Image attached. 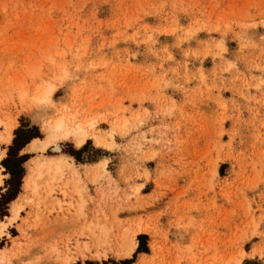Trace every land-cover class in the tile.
Here are the masks:
<instances>
[{"label": "rangeland", "instance_id": "1", "mask_svg": "<svg viewBox=\"0 0 264 264\" xmlns=\"http://www.w3.org/2000/svg\"><path fill=\"white\" fill-rule=\"evenodd\" d=\"M0 154V264H264V0H0Z\"/></svg>", "mask_w": 264, "mask_h": 264}, {"label": "bare ground", "instance_id": "2", "mask_svg": "<svg viewBox=\"0 0 264 264\" xmlns=\"http://www.w3.org/2000/svg\"><path fill=\"white\" fill-rule=\"evenodd\" d=\"M71 119H69V120H71ZM84 124H85V122H84ZM84 124H82V122L81 123H77V121H74L73 120L72 121V125L70 126L67 123L66 120H64V119H60L59 120L58 119V121L55 123V125H53L52 132L49 133V135L47 136V138L45 139V141H39L38 139L33 140L31 142V144H30L31 147L29 148V151H38V150L45 151L51 145H53V143L55 145V143L58 140H60V138H62V136L67 137L70 134L73 135V138L76 141L77 146L78 147H81V146H83L85 144V138L87 136V131L84 128L85 126H83ZM69 127L72 129L71 132H67V130H66ZM15 128H16V126L14 125L13 127H11V128L8 129V137H7V142L8 143H11L12 142V133L15 130ZM55 150H58V148H56ZM1 155L2 154H0V158H1ZM48 163H50V166H49V171H50V170H52L51 169L52 168L51 165H52L53 162L52 161H49ZM44 167H46V166H44ZM57 170H59V168H57L54 172L56 173ZM35 172H36L35 169H31L29 171L28 176L26 177L25 184L23 185V188L26 190V192L29 191V190H31V189L34 190ZM0 183H1V181H0ZM19 210H20L19 203H14V205L11 208L12 218H9V221L15 219V217L18 215ZM0 233H2V229L1 228H0ZM130 245H131V247H130L131 248V251H133L134 250V247H135V242H133V243L131 242ZM1 254H0V256H1ZM4 262H5V257L4 256L3 257L1 256L0 257V263H4Z\"/></svg>", "mask_w": 264, "mask_h": 264}, {"label": "trees", "instance_id": "3", "mask_svg": "<svg viewBox=\"0 0 264 264\" xmlns=\"http://www.w3.org/2000/svg\"><path fill=\"white\" fill-rule=\"evenodd\" d=\"M28 142H29V141H28ZM28 142H26V144H27ZM16 143H17V140H15V144H16ZM23 147H24V145L21 146V147L19 148V151H20ZM13 149H14V147L11 148V152H10V154H9V157L7 158V160L4 161V165H5L6 169H7V171H8L9 173H11V174L14 176L15 174L13 173L10 164L13 162V159H14V158H18V159H17L18 162H20V160H21L22 158L18 157V154H16V155L12 154V152L14 151ZM21 173H23V169L20 170L19 175H20ZM20 183H21V182H20ZM17 193H19V192L16 191V194H14L11 198L8 199V203L11 202V201H13V200L17 197V196H16ZM139 250H140V249H139Z\"/></svg>", "mask_w": 264, "mask_h": 264}, {"label": "crops", "instance_id": "4", "mask_svg": "<svg viewBox=\"0 0 264 264\" xmlns=\"http://www.w3.org/2000/svg\"><path fill=\"white\" fill-rule=\"evenodd\" d=\"M35 140V139H34ZM33 141V140H32ZM31 141V142H32ZM31 144V143H30ZM28 145L29 147L31 146V145ZM24 193V190H22L21 191V196H22V194ZM21 198V197H20ZM18 199V200H14L11 204H10V207H9V213H10V215L8 216V219H9V217H11L12 216V213H11V211H10V209H11V207L14 205V203H18L19 201H21V199ZM21 213H22V211H20V213H19V217L21 216Z\"/></svg>", "mask_w": 264, "mask_h": 264}]
</instances>
